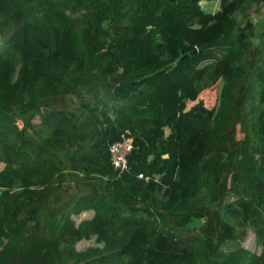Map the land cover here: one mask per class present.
Wrapping results in <instances>:
<instances>
[{"label":"trees","instance_id":"trees-1","mask_svg":"<svg viewBox=\"0 0 264 264\" xmlns=\"http://www.w3.org/2000/svg\"><path fill=\"white\" fill-rule=\"evenodd\" d=\"M254 1L0 0V264H264Z\"/></svg>","mask_w":264,"mask_h":264},{"label":"rangeland","instance_id":"rangeland-1","mask_svg":"<svg viewBox=\"0 0 264 264\" xmlns=\"http://www.w3.org/2000/svg\"><path fill=\"white\" fill-rule=\"evenodd\" d=\"M205 9H211L214 10L216 8V5L213 1L211 2H202L201 3ZM245 16L242 14L243 11L240 13L238 16V20L240 21L241 25L244 24L246 19L251 20L253 24V30L256 36H253L251 38L252 40V45L254 46H259L261 44V37H260V32L263 30L262 29V21L264 19V6L262 3H260V0H255L253 5H249L247 8L244 10ZM248 85L250 88H254V79H253V74L247 71V76H246ZM219 90H220V84L213 87V88H207L205 89L202 94L200 95V99L203 101L206 107L211 108L212 106L216 105L218 103L219 99ZM253 90V89H252ZM255 90V89H254ZM73 104V103H72ZM191 103H188L187 106H190ZM167 131H164L163 135L166 134ZM241 135L239 134V137ZM89 215V210L85 211V216ZM82 217V218H84ZM81 219V218H80ZM79 220V216H75V221ZM203 220H193L190 222L189 226H198L201 224ZM241 245L259 253L262 249L261 246H256L255 245V236L252 231V229L249 227L245 229L243 236L240 238ZM137 245V240L132 239L130 241L129 248H133ZM230 246V245H229ZM88 247H93V248H102V245L100 243L95 242L94 238L91 239H83L77 244V250H85ZM125 260V259H124Z\"/></svg>","mask_w":264,"mask_h":264},{"label":"built area","instance_id":"built-area-1","mask_svg":"<svg viewBox=\"0 0 264 264\" xmlns=\"http://www.w3.org/2000/svg\"><path fill=\"white\" fill-rule=\"evenodd\" d=\"M133 149L132 137L128 132H123L120 138L108 145L109 162L117 173L128 169V155ZM142 177V174H139Z\"/></svg>","mask_w":264,"mask_h":264},{"label":"crops","instance_id":"crops-1","mask_svg":"<svg viewBox=\"0 0 264 264\" xmlns=\"http://www.w3.org/2000/svg\"><path fill=\"white\" fill-rule=\"evenodd\" d=\"M84 215H85V212L82 213L81 215H75V216H79V219H80V218L84 217ZM91 215H92V212L89 211V215L88 216H85V217H91ZM75 216H73L74 219H75Z\"/></svg>","mask_w":264,"mask_h":264}]
</instances>
